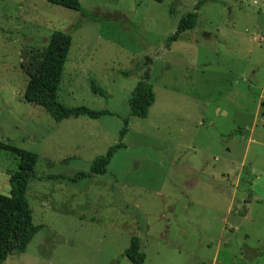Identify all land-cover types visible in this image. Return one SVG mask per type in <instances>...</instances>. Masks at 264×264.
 <instances>
[{
  "label": "rangeland",
  "instance_id": "obj_1",
  "mask_svg": "<svg viewBox=\"0 0 264 264\" xmlns=\"http://www.w3.org/2000/svg\"><path fill=\"white\" fill-rule=\"evenodd\" d=\"M80 2L84 14L0 0V142L38 156L27 196L45 227L0 264H132L135 237L144 264H264V0ZM200 2L197 27L167 47ZM58 31L73 37L58 100L111 115L57 123L24 101L22 51ZM146 76L156 102L131 117ZM126 119V148L90 174ZM18 168L0 150V196Z\"/></svg>",
  "mask_w": 264,
  "mask_h": 264
},
{
  "label": "trees",
  "instance_id": "obj_2",
  "mask_svg": "<svg viewBox=\"0 0 264 264\" xmlns=\"http://www.w3.org/2000/svg\"><path fill=\"white\" fill-rule=\"evenodd\" d=\"M53 5L84 14L80 0H48ZM202 4L200 2L194 12L184 15L177 32L167 41V47L177 42L180 37L197 27ZM73 45V37L70 33L55 32L49 39L45 50L25 47L22 51V68L29 80L25 89L24 101L47 110L50 117L57 123L64 120L88 117L98 120L111 115L108 111H94L86 107L69 108L58 100V92L62 83L64 69ZM128 77L129 73H123ZM94 94L109 98L108 92L95 81L91 83ZM156 102L153 85L146 76L137 84L132 98L129 101L130 116L146 118L151 107ZM125 128L121 133L120 144L110 148L106 156L98 157L91 166L90 174L104 176L115 154L126 148L123 142L128 133L129 120L126 119ZM0 150L8 152L19 159V168L10 178V193L0 196V261L7 260L13 255H22L26 252L34 237L44 230V226L34 224L33 212L28 200V190L31 181L37 178L36 165L38 156L25 150L18 149L10 144L0 142ZM88 177L81 173L75 179ZM124 256L132 264H144L146 255L141 252L140 239L135 237Z\"/></svg>",
  "mask_w": 264,
  "mask_h": 264
}]
</instances>
